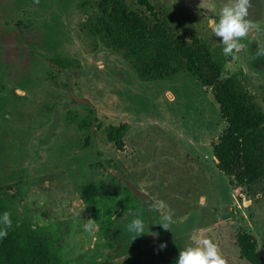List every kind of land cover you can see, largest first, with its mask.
<instances>
[{"label":"rangeland","instance_id":"374dc122","mask_svg":"<svg viewBox=\"0 0 264 264\" xmlns=\"http://www.w3.org/2000/svg\"><path fill=\"white\" fill-rule=\"evenodd\" d=\"M95 1L0 0V227L49 237L61 264H211L212 247L216 264H247L245 231L264 264V181L216 168L212 90L141 81L82 31ZM148 1L264 97V0ZM121 125L117 150L106 132Z\"/></svg>","mask_w":264,"mask_h":264},{"label":"trees","instance_id":"16d2710c","mask_svg":"<svg viewBox=\"0 0 264 264\" xmlns=\"http://www.w3.org/2000/svg\"><path fill=\"white\" fill-rule=\"evenodd\" d=\"M87 19L82 31L105 49L131 61L143 82L164 80L180 73L213 92L226 128L212 146L216 168L235 186L249 190L264 181V97L246 90L237 76L222 78L221 62L206 42L173 27L148 0H96L81 5ZM88 9V10H86ZM126 125L109 127L107 140L121 150ZM93 192V193H92ZM97 193L87 188L85 196ZM0 206V213L2 212ZM240 260L262 264L257 240L245 231L235 238ZM211 264L216 252L210 248ZM0 264H61L49 237L25 227H0Z\"/></svg>","mask_w":264,"mask_h":264}]
</instances>
